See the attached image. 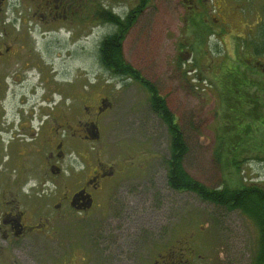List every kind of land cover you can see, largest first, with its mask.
<instances>
[{
    "label": "rangeland",
    "instance_id": "1",
    "mask_svg": "<svg viewBox=\"0 0 264 264\" xmlns=\"http://www.w3.org/2000/svg\"><path fill=\"white\" fill-rule=\"evenodd\" d=\"M138 6V0H120L115 10L125 16ZM263 15L264 0H149L125 33L126 62L157 87L182 126L190 147L185 169L212 188L264 184V57L254 59L247 50L249 38L259 40ZM92 25L90 36L78 34L68 43L61 41V46L45 55L65 74L64 79H70V87L53 89L46 82L42 84L46 95L35 97L27 83L13 85L12 79H7L9 93L0 94V206L7 200L15 206L17 201L8 192L19 190L17 183L23 186L26 179L35 178L32 175H37L44 164L41 149L28 148L30 143L25 145L26 141L18 139L24 135L30 142L39 132L41 116L50 125L42 132L53 127L72 128L76 140L73 147L79 151L83 144L78 140L88 126L86 122H94L102 139L91 145L92 150L86 148L83 157L89 163L115 167L120 206L113 207H120V213L127 216L120 233L139 234L138 260L145 264L143 256L153 255L155 248L172 242L203 256L202 264H252L259 234L246 216L168 187L167 129L151 112L150 94L139 81L113 76L101 66L100 42L115 30L110 24ZM217 43L220 50L215 49ZM242 45L244 51H236ZM248 66L247 79L255 82L251 92L258 99L259 109L254 115L260 130L253 131L250 141L242 144L244 149L238 151V162H242L237 167L228 150L241 138L231 129L227 99L218 87L228 68L245 72ZM43 77L47 76L40 73L41 81ZM49 89L54 91L51 97ZM100 98H107L111 107L101 104ZM98 106L105 111L101 115ZM219 136L225 139L226 148L220 162L215 150ZM17 200L18 206L29 210V217L38 207L54 212V198ZM46 228L52 232V225ZM48 237L47 233L32 236L16 244L0 238L1 264H41V257L47 259L56 250ZM136 255L128 251L127 257L120 256V264H136Z\"/></svg>",
    "mask_w": 264,
    "mask_h": 264
},
{
    "label": "flooded vegetation",
    "instance_id": "2",
    "mask_svg": "<svg viewBox=\"0 0 264 264\" xmlns=\"http://www.w3.org/2000/svg\"><path fill=\"white\" fill-rule=\"evenodd\" d=\"M108 1L106 4L107 0H0V13L3 14H0V94L6 96L9 93L11 85L7 79H12L13 85L27 83L35 97L46 95L42 86L46 82L53 89L60 85L70 87V79H64L65 74L62 75L45 55L61 46V41L68 43L78 34L90 36L94 29L92 23L109 24V18H120V13L115 10L119 8L120 0ZM100 64L104 67L101 61ZM40 73L47 76L43 81ZM48 94L53 96L54 91L49 89ZM99 102H105V106L109 104L107 98H100ZM96 110L98 115L105 112L101 106ZM39 119L42 120L41 127L30 142L24 135H19L18 139L26 141L25 145L30 143L28 148L41 149L44 164L37 175H32L35 178L28 177L23 186L17 183L19 190L8 194L13 195L17 204V199L23 197L54 198V212L48 213L38 207L29 217L27 208L4 201L0 206V238L16 244L46 233L49 237L54 236L48 239H53L55 253L47 259L41 257V264H120V256L127 257L128 251L136 255L139 234L120 233V226L127 216L120 213V207H113L118 203L120 206V180L115 167L103 162L89 163L83 157L86 148L102 139L100 128L94 122H86L88 126L83 128L78 140L83 144L80 152L73 147L76 140L75 134L70 132L72 128L53 127L47 133L42 132L50 127L49 120L46 118L45 121L44 116ZM118 187L119 191L116 190ZM47 224L52 225L51 233ZM174 245L170 242L155 248L153 255L143 256L145 264H202L203 256H195L191 250L187 252L182 244ZM125 247L126 251H123ZM141 262L140 259L136 264H144Z\"/></svg>",
    "mask_w": 264,
    "mask_h": 264
},
{
    "label": "trees",
    "instance_id": "3",
    "mask_svg": "<svg viewBox=\"0 0 264 264\" xmlns=\"http://www.w3.org/2000/svg\"><path fill=\"white\" fill-rule=\"evenodd\" d=\"M138 1L139 6L132 9L129 14L120 16L118 19H108V23L116 31L105 36L100 42V61L111 75L127 76L139 81L149 92L150 110L165 125L169 134V155L165 160L168 187L175 192L195 194L203 202L228 212H240L246 216L257 228L259 234L258 247L252 264H264V184L244 183L234 188L229 186L212 188L194 178L185 169V160L190 147L180 122L170 110L166 99L160 94L157 87L144 80L140 72L130 66L124 58L123 40L125 33L133 24L138 11L145 7L149 0ZM259 30V40L256 42L249 38L247 44V46L249 45L247 50L254 59L264 57V15ZM217 44L215 49L220 50V44ZM236 51H244V45L237 48ZM219 55L222 56V52ZM250 70L249 66L245 68V72L228 68L223 75L224 79L219 81L218 87L227 99L225 103L230 113L231 129L235 135L241 138V142L237 140L236 144H233L228 150L233 153L232 163L237 167L242 162L241 160L238 162V151L244 149L242 144H247L250 141L249 138L253 131L259 132L260 130L257 125L259 122L254 115L259 109L258 103L256 104L258 99L252 96L254 92H251L255 82H249L247 79ZM250 97L255 99L251 100ZM220 137H217L215 148L216 153L219 154L218 162L221 161L222 152L226 150L225 139Z\"/></svg>",
    "mask_w": 264,
    "mask_h": 264
},
{
    "label": "water",
    "instance_id": "4",
    "mask_svg": "<svg viewBox=\"0 0 264 264\" xmlns=\"http://www.w3.org/2000/svg\"><path fill=\"white\" fill-rule=\"evenodd\" d=\"M103 105H104V106L106 105L105 102L103 103Z\"/></svg>",
    "mask_w": 264,
    "mask_h": 264
},
{
    "label": "clouds",
    "instance_id": "5",
    "mask_svg": "<svg viewBox=\"0 0 264 264\" xmlns=\"http://www.w3.org/2000/svg\"><path fill=\"white\" fill-rule=\"evenodd\" d=\"M25 191H27V188H25Z\"/></svg>",
    "mask_w": 264,
    "mask_h": 264
}]
</instances>
